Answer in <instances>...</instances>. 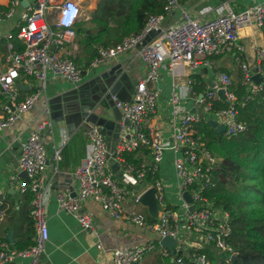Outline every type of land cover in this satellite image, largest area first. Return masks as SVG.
I'll list each match as a JSON object with an SVG mask.
<instances>
[{"label":"built area","instance_id":"2783aa9c","mask_svg":"<svg viewBox=\"0 0 264 264\" xmlns=\"http://www.w3.org/2000/svg\"><path fill=\"white\" fill-rule=\"evenodd\" d=\"M19 0H8V7L0 6V21L13 17ZM181 7V0H166L163 12L151 14L144 28L135 34L125 36L119 43L110 47H100L87 68L80 67L66 49L74 45L77 37L76 23L82 17V7L78 0H35L21 14L18 22V37L25 43L23 51L11 50L6 61L0 57V129L13 125L26 111L33 107L46 89L48 73L54 77L72 83H80L87 69L97 67L128 51L137 50L140 58L148 64L146 75L136 84L133 99L126 101L117 95H111L115 105L121 111L118 126V138L111 149L100 128L94 122L87 129L88 154L77 166L80 189L76 195L69 191L58 193L60 207L71 213L84 230H93V215L86 211L83 202L92 199L115 218H128L138 225L159 232L161 239L173 237L177 240L175 249L184 246L181 241L183 230L192 240L214 244L219 250L230 249L233 233L232 217L228 210L215 209L211 202L199 190H192L199 181L211 182V172L218 158L213 155L196 135V124L203 118L183 106L181 94L174 87L171 95V118L173 138L165 143L158 125L149 121L156 113L160 89L149 87L148 81L158 84L160 69L169 60L172 68L194 69L209 64L211 56L233 54L241 70V82L246 87V95L239 102L233 88V79L229 72L219 71L217 85L199 94L197 104L204 113L210 114L219 124H225L228 138L243 133L247 126L239 120V104L253 100L264 89V3H255L237 11L229 1L217 8V16L206 21L192 17L188 11H182L179 24H168L167 18ZM80 10L77 18L69 20L71 10ZM259 29L263 34L262 44L253 48L252 60L246 58L248 48L245 39ZM12 48V43H9ZM34 77L38 81V90L21 99L16 89V81L21 75ZM262 78L260 82L254 77ZM192 79L190 83H193ZM220 91L224 94L221 95ZM225 100L228 105L214 110L216 100ZM50 122L44 121L39 129L32 131L22 140L18 159V171L9 177L20 192L32 193L31 216L34 219L35 243L26 249H17L7 241L0 239V264H11L18 258L30 259L34 264L44 252L49 240V226L44 207V196L49 184L46 179L48 155L41 138V130ZM141 147L149 149L153 162L137 167L127 161L125 154L137 151ZM166 150L175 153L174 167L180 179L183 203L177 209L168 206L166 186L160 178L153 177L156 198L162 209L157 222H149L142 213L128 211L124 204L130 189L128 185H138L149 174L155 175ZM59 158V153H57ZM119 161L124 169L119 178L114 171L107 169L110 159ZM22 172L27 177L22 176ZM148 188V189H149ZM146 189V190H148ZM140 192L135 202L141 203ZM191 194V201L184 193ZM3 190L0 188V195ZM195 205L193 209L190 207ZM3 213L0 211V220ZM104 249L103 243H98ZM160 249L163 257L172 253L164 245L148 242L135 247L115 248L111 264H138L146 255ZM200 247L192 249V264H210L206 253ZM182 257L178 258V262Z\"/></svg>","mask_w":264,"mask_h":264},{"label":"crops","instance_id":"0c3cea01","mask_svg":"<svg viewBox=\"0 0 264 264\" xmlns=\"http://www.w3.org/2000/svg\"><path fill=\"white\" fill-rule=\"evenodd\" d=\"M34 1L19 0L13 17L0 21L1 37H11L13 31L18 29L17 25L21 14ZM101 1L78 0L82 7V17L75 26L77 31L75 43L71 46L67 45L66 49L71 51L74 59L82 62L80 67L85 65V61L91 54L87 51L84 42L85 38L95 34L99 27L94 16ZM225 1H229L237 11H242L255 3H264V0H181V7L168 16L167 23L179 24L182 11H188L192 17L202 21L209 20L217 16L216 9L221 7ZM0 6L7 8L8 0H0ZM108 25L118 28L117 23L112 19L108 21ZM262 41L263 34L257 28L252 37L243 41L247 44L246 58L248 60H252L253 48L256 44H262ZM100 47L104 46H95L96 52ZM11 50L16 51L14 46L10 48L8 44V51L5 53L0 50V57L6 61V56ZM231 55L234 58V55ZM202 65H210V62ZM202 65L194 69L183 70L181 67L172 68L167 60L160 69L161 77L156 86L160 89L161 95L158 100L157 113L149 121L158 125L163 133L165 143H170L173 138L171 95L174 87L177 86L185 108L195 109V112L202 117L212 118L210 114L204 113L197 104V97L217 85L218 72L217 74H208L200 70ZM147 71L148 64L140 58L137 50L133 49L118 55L103 65L87 69L83 80L77 84L54 77L49 72L46 89L33 107L22 114L13 125L0 129V188L3 190L0 195V207L2 205L0 211L3 213L0 228L2 233H6L7 236L12 233L13 237L15 232L9 228L8 219L13 214L17 218L19 213L14 210L9 214L8 210L13 204L16 209H21V215L25 216L29 206L25 198L29 192H20L16 185L9 182V177L18 171L22 140L26 139L32 131L38 130L42 122L51 123L41 130V138L48 155L46 179L49 186L44 196V207L49 226V240L45 244L44 252L34 264H111L112 252L115 248L161 242L158 231L138 225L128 218L117 219L106 212L100 203L92 199L85 200L83 206L86 211L92 213L94 227L93 230H84L80 227L77 219L71 213L64 211L58 202L60 191L71 193L76 191L78 193L80 189L75 170L88 154L87 129L89 123L94 122L100 126L112 149L118 138L121 111L115 105L111 95L115 94L122 100L131 101L136 84L146 75ZM222 71L233 75V83L234 80L241 78L239 64L235 69L229 67ZM192 79L194 82L190 83ZM38 87V81L34 77L24 74L16 81V89L21 99L36 92ZM57 153H59V158H57ZM133 158H140L141 165L153 162L150 151L146 154L141 149L134 151ZM174 159L175 153L166 150L160 162L157 176L166 186L167 203L180 207L183 199L180 195L181 185L174 167ZM107 169L114 171L119 178L124 172L122 164L113 158L110 159ZM57 173H64L63 177H57ZM149 176L140 181L138 185H128L130 194L124 206L128 211L142 213L147 221L153 222L148 217V208L139 203L144 206V209L138 211L137 202H135V197L140 192L153 185L154 180ZM60 178L61 180H59ZM18 231L22 236L26 231L29 234L33 233L32 239L35 242V227L34 230L27 229L18 222ZM181 241L187 249L209 246L207 243L192 240L185 230L181 233ZM100 242L103 243L104 249L97 247ZM11 243H13L12 238ZM151 261L153 262L151 264L157 263V261ZM11 264H30V259L18 258Z\"/></svg>","mask_w":264,"mask_h":264},{"label":"trees","instance_id":"16d2710c","mask_svg":"<svg viewBox=\"0 0 264 264\" xmlns=\"http://www.w3.org/2000/svg\"><path fill=\"white\" fill-rule=\"evenodd\" d=\"M165 2L166 0H102L94 16L99 27L95 34L85 38L84 45L91 54L83 67L87 68L97 53L95 46L110 47L122 41L125 36L140 32L151 14L163 12ZM110 19L117 23V29L108 25ZM18 32L19 29L14 30L8 38L0 36L1 51H8L9 42L16 51L25 49V43L18 37ZM75 62L82 66L80 60L75 59ZM233 88L239 102L242 101L246 95V87L242 85L241 78L234 80ZM227 105L223 99L216 100L214 110ZM239 109L238 118L247 128L236 137L228 138L225 132H217L216 128L209 124L207 117H203L196 124L197 137L218 161L211 172V182L199 181L192 190H199L211 202L213 208L228 210L233 225L230 249L222 251L214 244L200 249L207 254L210 264H264V89L245 105L239 104ZM140 149L146 154L149 153L146 147L138 150ZM133 156L134 152L125 154L128 162L137 167L142 166V160ZM157 174L151 173L149 178H158ZM32 198V193L26 194L25 200L29 206L25 216L21 215L22 210L16 209L13 204L8 210L9 214L14 210L19 213L17 218L13 214L8 219L9 228L15 232L13 243L0 228V239L10 243L13 248L26 249L35 243L32 239L33 233L26 231L22 236L18 231V222L27 229L34 230V219L31 216ZM168 206L178 208L171 204ZM148 217L157 222L150 214ZM191 253L192 249L185 246L175 249V254L162 256V264H191ZM181 257L182 261L178 262Z\"/></svg>","mask_w":264,"mask_h":264},{"label":"water","instance_id":"95a60500","mask_svg":"<svg viewBox=\"0 0 264 264\" xmlns=\"http://www.w3.org/2000/svg\"><path fill=\"white\" fill-rule=\"evenodd\" d=\"M254 79L258 82L262 80V78L259 77L258 75H256ZM147 85L149 87H156V84L152 81H148ZM220 94L223 95L224 92L220 91ZM192 111L195 112V109ZM208 122L209 124H211L213 127L216 128L217 132H224L226 129L225 124H219L218 121L214 120L213 118L209 119ZM63 174L64 173H57V177L59 176L63 177ZM22 176L26 178L27 174L25 172H22ZM59 180H61V178ZM70 189H72V187H70ZM155 193H156V187L149 188L141 195L140 202L148 208L149 214L153 218L157 219L159 217V211L162 209V207L158 203ZM72 194L76 195L77 192L75 191ZM184 198L187 201H191V194L189 192H185ZM194 207L195 205L193 204L190 208L193 209ZM8 238L9 239L12 238V233L9 234ZM161 244L167 247L171 251L172 254H175V245L177 244V240L175 238L170 237V236L164 237L161 239Z\"/></svg>","mask_w":264,"mask_h":264},{"label":"rangeland","instance_id":"374dc122","mask_svg":"<svg viewBox=\"0 0 264 264\" xmlns=\"http://www.w3.org/2000/svg\"><path fill=\"white\" fill-rule=\"evenodd\" d=\"M210 65H202V68L200 70H203L204 72L208 74H217V72L222 71L226 68H236L238 67L237 62L234 60L232 55H225V56H211L209 57ZM233 76V75H232ZM137 210L143 211L144 206L142 204L137 203ZM142 209V210H141ZM160 249L154 251L153 253H150L145 256L144 260L141 261L139 264H151V260L157 261L156 264H161L163 262L162 254L159 252ZM153 263V262H152Z\"/></svg>","mask_w":264,"mask_h":264},{"label":"clouds","instance_id":"9594fccd","mask_svg":"<svg viewBox=\"0 0 264 264\" xmlns=\"http://www.w3.org/2000/svg\"><path fill=\"white\" fill-rule=\"evenodd\" d=\"M79 12H80V10L72 9L68 19L73 20V19L77 18L79 15Z\"/></svg>","mask_w":264,"mask_h":264}]
</instances>
